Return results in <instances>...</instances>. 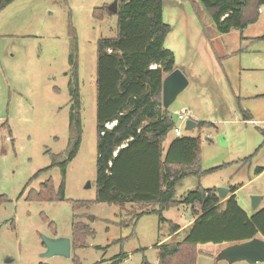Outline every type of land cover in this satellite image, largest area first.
<instances>
[{"label":"rangeland","instance_id":"obj_1","mask_svg":"<svg viewBox=\"0 0 264 264\" xmlns=\"http://www.w3.org/2000/svg\"><path fill=\"white\" fill-rule=\"evenodd\" d=\"M115 1L12 0L0 10V264H158L157 245L173 237L155 212L134 218L148 208L96 201L97 44L117 36ZM162 3L171 27L164 47L188 79L168 110L182 136H200L199 172L177 183L176 199L196 188L245 183L237 200L248 211L249 192L264 193V175L252 179L264 166V4L255 22L219 33L198 5ZM75 78L81 139L62 176L74 103L68 82ZM182 110L205 125L187 130L176 119ZM174 137L172 128L164 147ZM62 182L64 199L55 200ZM41 192L51 200L34 197ZM190 215L186 205L162 211L179 225ZM41 234L69 237L70 257H43ZM226 245H198L197 264H250L217 260Z\"/></svg>","mask_w":264,"mask_h":264},{"label":"trees","instance_id":"obj_2","mask_svg":"<svg viewBox=\"0 0 264 264\" xmlns=\"http://www.w3.org/2000/svg\"><path fill=\"white\" fill-rule=\"evenodd\" d=\"M11 1L0 0V10ZM187 1L194 8L198 5L206 10L219 33L243 29L255 22L258 9L264 4V0ZM117 2V36L101 39L97 44L96 201L140 205L148 209H140L134 218L155 212L162 222L169 223L168 235L174 240L157 245L158 264H197L200 244L264 238V207L248 215L235 195L222 199L214 188L189 190L176 199L177 183L199 172L200 136L174 137L164 148L166 136L174 126L171 113L161 102L162 80L176 68L173 53L164 47L171 27L162 20V0ZM69 62L72 63V54ZM72 75L75 77V71ZM75 82L76 78L68 82L74 103L68 122L70 151L59 163L62 176L81 139ZM107 124L112 125L106 127ZM204 125L197 122L196 126ZM41 189L44 191V186ZM63 191L62 182L55 200L64 199ZM41 193L34 197L51 200ZM1 198L0 195V201ZM178 205L189 206L194 218L182 240L174 234L180 226L162 216V211Z\"/></svg>","mask_w":264,"mask_h":264},{"label":"water","instance_id":"obj_3","mask_svg":"<svg viewBox=\"0 0 264 264\" xmlns=\"http://www.w3.org/2000/svg\"><path fill=\"white\" fill-rule=\"evenodd\" d=\"M110 10L114 12L117 10V1L114 2ZM187 85L188 79L180 69L175 68L170 73L166 74L162 80L161 102L163 108L168 109L170 104ZM196 125V121L189 119L185 123V128L191 130L196 127ZM227 193V188H216V194L222 199L226 197ZM261 199L262 197L260 195H251V208L255 210ZM88 219L93 220V216L90 215ZM41 240L45 247L42 253L43 257H70L71 240L69 237H49L41 234ZM216 259H223L230 263L240 260L246 261L250 264L264 263V238L255 237L247 241L229 244L219 251Z\"/></svg>","mask_w":264,"mask_h":264},{"label":"crops","instance_id":"obj_4","mask_svg":"<svg viewBox=\"0 0 264 264\" xmlns=\"http://www.w3.org/2000/svg\"><path fill=\"white\" fill-rule=\"evenodd\" d=\"M243 120L247 121L248 123H251V122L253 123V120L248 119L247 116H246ZM164 148H167V147H164ZM249 158H251V156L246 157V158H244V159H241V162H242V160H248ZM258 168H261V169L258 170ZM253 173H254V177H253L252 179H255V178H257V177H259V176H261V175H264V166H260V165L256 166V167H255V170H254ZM244 184H245V183H238V184H235V185H233V186H225L224 188H227V189H228V193H227V195H226L225 198H227V197H229V196H231V195H235V197H236V199H237V193H238L239 189H240L241 187L244 186ZM210 188H214V189H216L215 186L210 187ZM232 188H234L233 192H231V189H232ZM206 189H209V188H206ZM249 194H257V195H260V196L262 197V199H261V201H260L258 207H257L255 210L252 209V208L250 207L251 212H250V210H248V211H249V212H248L246 208H243V207L238 203V204L240 205V207H241V208H242V209H243L248 215H251V214H253L256 210H258V209L264 207V193H263L261 190L257 189V190H255L254 192H249ZM225 198H223V199H225ZM237 201H238V200H237ZM249 204H250V203H249ZM193 220H194L193 216L190 215L189 218H188L183 224L179 225L178 223H176V224H178V225L180 226V229L177 231V234H176V233H174V234L177 236L181 230H182V231H183V230L187 231L188 227L191 225V223L193 222ZM168 238H169V237H168ZM260 238H262V237H260ZM226 244H228V243H226ZM228 245H229V244H228ZM226 246H227V245H226ZM262 264H264V263H262Z\"/></svg>","mask_w":264,"mask_h":264},{"label":"built area","instance_id":"obj_5","mask_svg":"<svg viewBox=\"0 0 264 264\" xmlns=\"http://www.w3.org/2000/svg\"><path fill=\"white\" fill-rule=\"evenodd\" d=\"M258 11L260 12L261 9L259 8ZM176 119L182 123H186L187 120H194L192 113L189 110H182L176 113ZM195 121V120H194ZM112 124H107L106 127H111ZM174 135L177 137L182 136V131L179 127L173 126Z\"/></svg>","mask_w":264,"mask_h":264}]
</instances>
